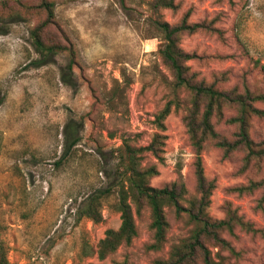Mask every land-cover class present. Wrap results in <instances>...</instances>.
<instances>
[{"label":"rangeland","instance_id":"rangeland-1","mask_svg":"<svg viewBox=\"0 0 264 264\" xmlns=\"http://www.w3.org/2000/svg\"><path fill=\"white\" fill-rule=\"evenodd\" d=\"M46 1L52 3L54 16L46 35L69 40L72 69L67 52L42 56L32 43L30 29L43 16L36 8L40 0L0 4V245L10 264H154L190 234L194 222L187 212L164 208L168 229L155 249L150 247L149 207L144 204L137 212L132 204L137 234L129 244L122 243L103 260L84 255L82 248L94 250L106 229L118 228V190L127 181L117 149L147 145L157 130L154 117L168 101L177 107L173 103L165 119L162 160L143 151L140 166L156 165L152 186L182 182L183 205L196 195L194 153L181 120L190 96L184 87L174 86L162 61L158 50L163 40L155 19L174 23L188 8L191 21L218 15L224 40L196 33L181 35L179 42L186 50L228 57L189 64L206 76L229 70L227 85L245 73L252 87H262L252 62L264 63V0H179V11L160 9L157 15L145 0ZM216 128L232 131L222 123ZM66 134L78 135L77 144L68 147ZM250 135L264 140V121L253 118ZM241 157L235 152L225 159L209 142L202 151L204 174L216 185L209 215L222 218L223 206L230 202L244 220L262 230L253 234L235 225L231 232L221 231L233 252L205 240L215 264H264L260 190L242 195L228 191L259 180L264 164L240 172ZM98 192L101 220L94 222L80 216V209Z\"/></svg>","mask_w":264,"mask_h":264},{"label":"trees","instance_id":"trees-1","mask_svg":"<svg viewBox=\"0 0 264 264\" xmlns=\"http://www.w3.org/2000/svg\"><path fill=\"white\" fill-rule=\"evenodd\" d=\"M7 1L19 3L21 0H0V4L6 5ZM145 1L155 15L159 13L160 9H169L173 13L181 9L179 0ZM228 2L232 4L233 0H228ZM51 7L52 3L46 0H40L36 6L43 16H40L38 22L30 29L32 43L42 56L47 57L67 52L69 54L67 67L72 69L75 63L74 50L69 40L63 41L55 36L46 35L51 24L54 23ZM191 10L192 8L184 10L174 23L159 18H156L155 22L162 34L163 45L158 50L162 61L172 73L174 86L176 88L184 87L190 96L189 107L181 120L194 153L196 195L188 200L186 206L183 205L181 201L186 194V188L182 182H170L161 187L152 186L150 180L158 174L156 165L140 166L138 154L143 151L150 152L159 161L162 160L166 140L165 119L171 112L172 104L175 103L168 101L154 117L153 123L157 130L147 145L133 148L124 144L117 149L127 181L126 187L120 186L117 196L116 208L120 213V224L117 229H106L94 250L84 245L82 248L84 255L95 254L99 260H103L115 252L122 243L129 244L132 241L137 234L132 204L137 212L144 204L150 209L149 227L153 231L154 238V242L150 245L151 248H159L165 240L168 229V221L164 212L166 206H173L176 214L187 212L189 219L194 222L190 234L174 244L166 258L157 259L154 264H215L211 259L210 250L205 240L209 239L233 252L229 242L221 237V231L231 232L235 225L253 234L262 231L252 222L244 220L230 202H225L222 218L209 215L207 209L216 185L214 178H208L204 174L202 151L205 144L209 142L220 150L225 159L231 157L235 152H241L240 172L252 164H264V140H255L250 135L253 118L264 121V107L257 105L258 103L264 105V85L252 87L247 81L245 73L237 82L227 85L230 80L229 70L211 71L206 76L189 64L190 61H193L201 65L204 61L223 60L228 57L227 54H210L197 49L186 50L180 46V36L184 34L200 33L215 36L219 40L225 39L224 30L217 25L218 15L191 21L189 19ZM252 64L253 68L262 76L264 83V63L254 60ZM226 111L228 112L226 113ZM221 123L226 128H232L230 134L216 128ZM65 137L68 147L76 145L79 141V136L75 134H66ZM256 190H260L257 207L262 209L264 173L259 180L250 179L246 183L228 188V191L238 195L253 193ZM99 196L98 192L87 198L84 206L80 209V216L88 217L94 222L101 220L98 209ZM0 264H10L6 250L2 245H0Z\"/></svg>","mask_w":264,"mask_h":264}]
</instances>
